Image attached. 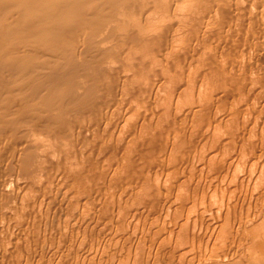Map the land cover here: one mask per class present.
Segmentation results:
<instances>
[{"label": "bare ground", "instance_id": "bare-ground-1", "mask_svg": "<svg viewBox=\"0 0 264 264\" xmlns=\"http://www.w3.org/2000/svg\"><path fill=\"white\" fill-rule=\"evenodd\" d=\"M0 264H264V0H0Z\"/></svg>", "mask_w": 264, "mask_h": 264}]
</instances>
